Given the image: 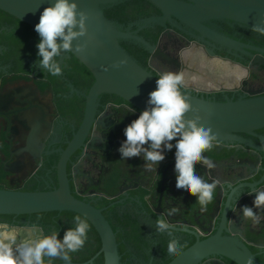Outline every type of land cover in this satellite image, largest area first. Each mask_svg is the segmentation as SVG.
I'll use <instances>...</instances> for the list:
<instances>
[{
    "label": "flooded vegetation",
    "instance_id": "flooded-vegetation-1",
    "mask_svg": "<svg viewBox=\"0 0 264 264\" xmlns=\"http://www.w3.org/2000/svg\"><path fill=\"white\" fill-rule=\"evenodd\" d=\"M109 10L119 12L110 20L121 31L143 38L154 50L149 52L131 39L121 40V46L158 78L162 72H182L180 90L216 101L264 94V66L253 61L254 56L264 58V35L251 27L228 19L203 23L241 43L236 49L203 37L174 17L163 18L147 0H118L104 6L103 12ZM39 41L34 28L0 9L1 189L32 192L58 186L61 153L79 131L94 82L71 53H65L59 63L63 66L60 76L35 68L34 62L40 59ZM238 80L240 87H236ZM140 113L115 94H100L89 128L65 163L71 194L100 210L113 230L120 264H167L175 257L168 253L170 240L178 241L183 251L197 238L203 240L218 230L245 244L257 264H264V210L254 208L259 223L244 220L242 212L244 206L253 207L255 190L264 189V149L259 138L264 144V128L254 132L259 137L237 134L256 147L214 141L213 148L203 154L215 166L207 169L197 163L196 174L209 183L218 180L220 185L207 211L201 212L196 197L176 188L175 147L165 150V159L153 165L152 171L145 169L143 157L121 158L118 149L126 140L124 129ZM161 219L171 226L170 233L157 232ZM71 223L74 228V221ZM87 223V240L74 253L76 258H82L95 244L101 247L98 233ZM27 226L42 229L23 215L0 214V241L14 247L13 241L18 244L41 235L24 230ZM42 235L50 234L43 230ZM100 255L103 259L102 253L96 257ZM220 261L233 264L219 256L197 264Z\"/></svg>",
    "mask_w": 264,
    "mask_h": 264
},
{
    "label": "water",
    "instance_id": "water-1",
    "mask_svg": "<svg viewBox=\"0 0 264 264\" xmlns=\"http://www.w3.org/2000/svg\"><path fill=\"white\" fill-rule=\"evenodd\" d=\"M118 0H75L78 10L88 14V34L73 41L71 53L94 77L87 94V103L83 121L77 135L62 151L58 165V186L50 191H13L0 188L1 215H29L50 211H70L89 221L101 239L98 253L103 254V264H120L115 235L101 211L75 198L69 189L65 172V163L70 153L83 138L93 118L94 104L102 93L115 94L135 106L141 112L148 107L149 93L156 90L157 76L141 66L121 46L120 41L131 39L153 53L154 47L143 38L121 31L116 24L107 19L103 8ZM163 15V18L174 17L184 25L230 48H240L241 43L221 36L204 26L210 19H228L245 24L264 27V0H147ZM55 0H0V9L14 16L35 29L40 15L46 7L53 6ZM71 2V0H70ZM77 44L84 45V51L76 52ZM250 49H256L249 47ZM65 53L62 52L58 63ZM126 60L119 68L111 65ZM254 62L264 66V58L254 56ZM108 67V71L103 68ZM191 103L193 111L186 114L187 119L200 116V124L211 128L216 134L215 141H236L251 147L250 142L237 136L239 133L257 136L254 132L264 128V94H252L249 97L210 100L180 90ZM261 149H264L263 139ZM160 217V216H159ZM11 228L7 230L10 231ZM24 230L30 231L31 227ZM30 236L26 239L28 240ZM25 240V241H26ZM79 264H93L94 258ZM211 256H219L233 264H257L245 244L235 238L215 234L197 240L167 264H197ZM220 264H225L223 261ZM75 264V263H71ZM78 264V263H77Z\"/></svg>",
    "mask_w": 264,
    "mask_h": 264
},
{
    "label": "clouds",
    "instance_id": "clouds-1",
    "mask_svg": "<svg viewBox=\"0 0 264 264\" xmlns=\"http://www.w3.org/2000/svg\"><path fill=\"white\" fill-rule=\"evenodd\" d=\"M87 20L88 14L78 10L75 0H55L53 6L46 7L40 15L39 23L35 25V31L40 37L37 44L40 59L34 62V67L52 76L62 75L63 66L57 58L62 52L73 51L74 40L87 36ZM252 30L264 35V27L254 25ZM84 48V45L77 44L75 50L82 52ZM126 63V60H120L111 67L119 68ZM103 70L108 71L109 68L104 67ZM156 85V90L149 93L148 107L124 129L126 140L118 151L122 159L143 157L145 169L152 171L153 165H159L165 159V150L171 151L175 147L176 188L196 197L200 211L205 212L213 202L220 181L206 182L196 174L195 166L197 163L207 169L215 166L203 154L213 148L216 134L210 127L205 128L200 124V116L186 118V114L193 111V108L180 91L184 85L182 72H162ZM240 86L241 80H238L236 87ZM174 140L175 144L172 143ZM255 191L253 207L244 206L242 212L244 220L259 223L260 217L254 208L264 210V189ZM74 223L75 227L68 228L63 239L58 238V232L45 236L42 235V229L32 227V234L39 231L41 235L18 244L13 241L14 247L0 241V264H45V258L49 262L60 259L65 264H71L70 254L84 247L89 230L86 219L80 216L75 218ZM170 229L171 226L163 219L157 221L158 233H170ZM181 250L178 241H169V255L177 256Z\"/></svg>",
    "mask_w": 264,
    "mask_h": 264
},
{
    "label": "trees",
    "instance_id": "trees-1",
    "mask_svg": "<svg viewBox=\"0 0 264 264\" xmlns=\"http://www.w3.org/2000/svg\"><path fill=\"white\" fill-rule=\"evenodd\" d=\"M104 15L107 19L110 20V19L115 18L117 15H119V12L117 10H109V11H105ZM126 51L141 66H143V64L140 62V59L136 58L130 50H126ZM77 216H80V215L73 213V212H70V211H61V212L50 211V212H41V213L23 215V217L30 218L32 224L41 226L42 229L50 235L54 231L58 232V238L59 239H63L65 231L68 228H71V224H72L71 222L74 221ZM81 219H83V218L81 217ZM99 247H100V244H95L93 246V248L88 253H86V255H84L82 258H76V257H74L75 254L71 253L70 254L72 257L71 261H73V262L85 261V260L89 259L90 257H92L96 253V251ZM45 262H47V264L64 263V261H62L60 259H55V260H52L51 262H49L48 258H45ZM102 262H103V259H102L101 255L99 257H96V259H95L96 264H102Z\"/></svg>",
    "mask_w": 264,
    "mask_h": 264
}]
</instances>
